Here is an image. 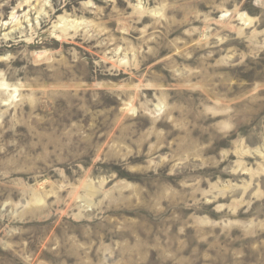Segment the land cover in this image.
<instances>
[{"label":"rangeland","instance_id":"374dc122","mask_svg":"<svg viewBox=\"0 0 264 264\" xmlns=\"http://www.w3.org/2000/svg\"><path fill=\"white\" fill-rule=\"evenodd\" d=\"M0 264H264V0H0Z\"/></svg>","mask_w":264,"mask_h":264}]
</instances>
